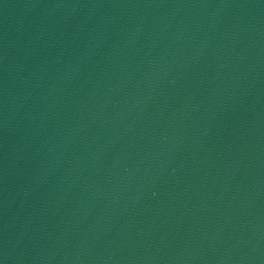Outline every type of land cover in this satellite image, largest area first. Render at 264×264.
I'll use <instances>...</instances> for the list:
<instances>
[{"label": "water", "instance_id": "obj_1", "mask_svg": "<svg viewBox=\"0 0 264 264\" xmlns=\"http://www.w3.org/2000/svg\"><path fill=\"white\" fill-rule=\"evenodd\" d=\"M0 264H264V0H0Z\"/></svg>", "mask_w": 264, "mask_h": 264}]
</instances>
